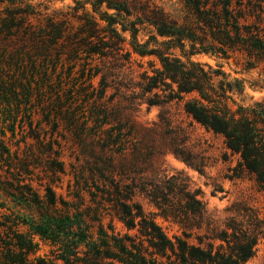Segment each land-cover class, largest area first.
Returning <instances> with one entry per match:
<instances>
[{
  "label": "trees",
  "instance_id": "obj_1",
  "mask_svg": "<svg viewBox=\"0 0 264 264\" xmlns=\"http://www.w3.org/2000/svg\"><path fill=\"white\" fill-rule=\"evenodd\" d=\"M178 1L183 5L180 15L169 13L156 0H73L67 10L51 12L33 0H0V5L6 4L0 27V86L11 87L26 101L36 95L48 99V122H63L76 134L91 131L102 140V202L129 230H137L120 235L102 229L97 242L80 213H64L53 188L54 177L65 173L59 151L40 126L32 127L42 151L37 147V152L22 155L18 149L12 155L6 148L7 156L1 154L0 169L7 166L14 177L1 181L0 193L15 217L0 222V264H57L36 255L35 234L60 241L58 259L63 264H246L256 255L264 239V217L255 208L234 203L219 223L208 213L201 188L178 174L138 185L157 209L146 212L139 202H129L132 195L124 194L111 170L109 152L124 137L120 130L106 127L114 108L102 98L114 88L128 107L184 101L186 113L222 136L238 156L235 176L250 175L264 190V99L239 101L246 93L245 78L231 77L222 65L192 59L203 53L239 58L243 68L236 74L259 69L262 80L264 4ZM144 27L149 37L141 40ZM134 54L154 55L161 67L152 64L151 71L135 75L130 69ZM36 169L43 171L42 179L51 176V182L41 183L43 195L23 177L33 180ZM156 217L175 223L180 233L170 237ZM21 225L31 228L21 231Z\"/></svg>",
  "mask_w": 264,
  "mask_h": 264
},
{
  "label": "rangeland",
  "instance_id": "obj_2",
  "mask_svg": "<svg viewBox=\"0 0 264 264\" xmlns=\"http://www.w3.org/2000/svg\"><path fill=\"white\" fill-rule=\"evenodd\" d=\"M33 1L41 3V6H49L50 12L67 10L69 5H74L73 0ZM262 2L264 4V0ZM156 3L173 15H180L183 11V5L178 0H156ZM5 5H0V27L3 26L2 17L6 16ZM149 31V28L144 27L140 39L146 40ZM126 48L132 49L130 44ZM192 59L213 67L222 65V69L230 73L231 77L245 78L246 93L238 97L239 101L244 99L247 103H252L264 99V87L259 86H264V78L261 80L259 69L249 74H236V70L243 68V61L239 58L226 60L203 53L192 56ZM152 64L161 67L159 58L154 55L141 57L134 54L130 69L137 75L145 70L151 71ZM79 68L77 65L75 69ZM1 76L5 77L3 74ZM254 82L259 85L251 86L250 83ZM98 84L99 78H95L94 85ZM102 99L114 108L110 109L112 115L109 116L110 124L106 127H114L115 133L120 130L124 135L123 143L113 146V152L110 151L109 154L113 160V176L120 181L124 194L133 197L129 202H139L146 212H156L157 209L149 199L140 193L138 185L154 177L163 180L182 174L195 188H201L208 213L219 223L227 217L228 208L234 203L251 206L264 217V190L250 175L235 176L234 167L238 163V156L226 147L222 136L207 131L186 113L184 101L174 100L152 106L146 102H138L133 107H128L114 88L108 89ZM47 104L48 99L42 100L36 95L31 101H26L23 96H15L11 87L4 89L0 86V159L6 148L12 155L18 149L22 155L25 151L37 152V147L42 151L32 134V127L35 129L40 126L42 134L54 141L65 169V173L54 177L53 183L59 197V208L72 216L80 213L94 232L97 242L102 238L99 234L102 229L109 234H136V229L129 230L113 212L106 210V204L102 202V140L92 136L91 131L76 134L63 122L59 125L48 122ZM50 113L52 117L56 116L54 111ZM4 155L7 156V153ZM13 177L12 173L7 172V166L0 169V184L3 180H13ZM23 177L41 195L45 193L41 183L51 182V176L42 179L44 173L38 169L31 175L33 180H30L29 175ZM10 206L12 205L1 194L0 222H6L9 216L11 219L15 217L11 215ZM156 221L170 237L180 233L175 223L162 217H156ZM111 225L113 229L110 228ZM30 228L29 225L20 226L21 231L28 232ZM0 230L4 231L3 228ZM33 237L38 247L36 255L63 264V260L58 259L62 255L59 250L60 241L53 242L39 234ZM246 264H264V239L259 243L256 255Z\"/></svg>",
  "mask_w": 264,
  "mask_h": 264
}]
</instances>
